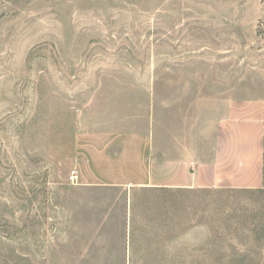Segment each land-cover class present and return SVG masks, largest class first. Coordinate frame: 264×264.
<instances>
[{
    "label": "rangeland",
    "instance_id": "1",
    "mask_svg": "<svg viewBox=\"0 0 264 264\" xmlns=\"http://www.w3.org/2000/svg\"><path fill=\"white\" fill-rule=\"evenodd\" d=\"M163 79L264 103V0H0V264H264V117L259 189L81 181Z\"/></svg>",
    "mask_w": 264,
    "mask_h": 264
},
{
    "label": "crops",
    "instance_id": "2",
    "mask_svg": "<svg viewBox=\"0 0 264 264\" xmlns=\"http://www.w3.org/2000/svg\"><path fill=\"white\" fill-rule=\"evenodd\" d=\"M150 86L141 114L125 117L121 129L93 125L82 133L83 183L163 190L263 186L261 100L203 101L195 90L175 96L164 79L156 96L153 81Z\"/></svg>",
    "mask_w": 264,
    "mask_h": 264
},
{
    "label": "built area",
    "instance_id": "3",
    "mask_svg": "<svg viewBox=\"0 0 264 264\" xmlns=\"http://www.w3.org/2000/svg\"><path fill=\"white\" fill-rule=\"evenodd\" d=\"M71 180H77L76 172H73V174L71 176Z\"/></svg>",
    "mask_w": 264,
    "mask_h": 264
}]
</instances>
